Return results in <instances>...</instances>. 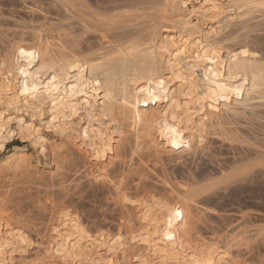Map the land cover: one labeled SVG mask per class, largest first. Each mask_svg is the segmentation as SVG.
<instances>
[{
    "label": "bare ground",
    "instance_id": "obj_1",
    "mask_svg": "<svg viewBox=\"0 0 264 264\" xmlns=\"http://www.w3.org/2000/svg\"><path fill=\"white\" fill-rule=\"evenodd\" d=\"M60 1L66 10L79 12L77 15L84 26L82 32L92 25L113 30L111 27L122 20L120 12L128 9H123L127 3L98 10L89 0ZM226 1L225 6L224 0H162L154 8L157 16L151 19L148 14L151 26L146 34L141 31L122 42L118 39V44L114 41L115 46L97 52L94 48L92 53H86L85 47H79L76 40L70 43L73 28L71 34L63 32L68 34L65 36L38 29L35 45L22 48L31 55H22L19 49L10 62L0 55V104L17 106L22 101L39 112L47 106L52 115L51 126L63 136L73 134V117L81 111L89 120L100 115L107 117L113 131L85 127L80 133L81 142L72 141L75 149L94 167L90 172L94 178L108 175L109 166L123 154L120 150L128 132L133 133L138 148L145 140L157 149L164 145L176 151L199 147L209 127L201 113L205 101L244 102L251 93L264 94V53L258 51L257 45L248 42L224 45L215 37L221 25L211 26L209 30L201 25V21L219 18L226 8L243 12L264 10V0ZM176 11H181L177 26H171V15ZM197 69L201 74H197ZM173 80L182 86L180 94L175 95L174 91L168 94ZM15 119L0 111V145H3L0 149L19 133L29 138L38 151L43 148L40 152L45 154L48 139L41 129L22 118H17V128H13ZM171 128L176 132H170ZM116 132L118 137L114 136ZM65 151H55L54 157L62 156L58 161L65 162ZM3 162L16 170L37 169L25 151H15L0 160ZM59 162H56L58 166ZM119 195L123 202L135 201L124 190H119ZM132 205L138 211L137 232L128 219L124 222L126 231L119 228L115 234L92 233L75 214L59 212L50 225L47 245H38L44 263L119 264L123 259L124 264L125 260H137L134 264H231L229 251L215 243L185 242L181 233L185 224L176 227L174 213L180 208L178 204L152 198ZM169 217L173 218L171 229L167 227ZM168 233L174 238L169 240ZM129 237H134L135 242H130ZM32 244L26 230H15L9 222L0 219V264H14V253L23 258Z\"/></svg>",
    "mask_w": 264,
    "mask_h": 264
},
{
    "label": "rangeland",
    "instance_id": "obj_2",
    "mask_svg": "<svg viewBox=\"0 0 264 264\" xmlns=\"http://www.w3.org/2000/svg\"><path fill=\"white\" fill-rule=\"evenodd\" d=\"M60 2L0 0L1 58L10 62L17 50L33 47L38 29L55 36L63 32L71 34L73 30L70 43L76 40L79 47H85L86 53L94 48L96 52L103 51L104 47L111 48L117 41L118 44V39L125 40L142 32L146 34L152 16H157L155 5L161 4L162 0H89L88 3L98 10L127 3L123 9L128 8L129 12L124 10L123 14L120 10V19L123 22L129 20L125 23L121 20L111 27L112 31L92 25L91 29L83 32L82 19L77 15L79 12L70 8L66 10ZM224 5H227L226 0ZM253 11L226 8L219 18L201 21V25L206 30L221 25L215 37L224 45H245L248 42L257 45L258 51L260 49L264 53V10ZM180 13L176 11L171 15V26H177ZM145 16L148 19H144ZM103 34L110 36L104 38ZM197 74H201L200 69H197ZM181 87L177 80L171 81L168 94L172 91L175 95L180 94ZM259 94L251 93L244 102L226 100L216 104L205 101L201 113L209 123L207 137L201 146L194 145L187 151H176L170 145L157 149L147 140H141L145 144L138 148L134 144L133 133L128 132L120 150L123 156L109 166L106 174L109 177L99 178L91 176L94 167L85 155L75 149L72 141L81 142L80 133L85 127L93 131H113L107 117L100 115L89 120L81 111L73 117V134L63 136L51 126L52 115L47 106L39 112L37 108L25 106L22 101L17 106L0 104V111L16 118L13 128H17V118H22L39 127L48 139L45 154L19 133H15L5 148L0 149V160L20 150L27 152L37 164L36 170L31 168L28 171L16 170L7 162L0 163V219L9 222L15 230H26L33 242L23 258L14 253V264H45L38 245H47L51 237L50 225L59 212L75 214L92 233L115 234L119 228L126 231L124 222L128 219L132 220L133 231L137 232L138 211L132 203L122 201L119 190L126 191L129 198L137 203L142 199L159 198L178 204L185 224L181 232L185 242L215 243V246L229 251L231 264H260L264 261V94ZM75 136L77 138L74 139ZM114 136L119 134L116 132ZM55 151L67 152L65 162L58 161L62 156L54 157ZM56 162L60 163L59 166ZM121 260L118 263L124 264ZM131 262L138 263L137 260H125V264Z\"/></svg>",
    "mask_w": 264,
    "mask_h": 264
},
{
    "label": "snow or ice",
    "instance_id": "obj_3",
    "mask_svg": "<svg viewBox=\"0 0 264 264\" xmlns=\"http://www.w3.org/2000/svg\"><path fill=\"white\" fill-rule=\"evenodd\" d=\"M21 54H22V55H31V53H25L23 49H21ZM161 83H162V82H161ZM49 131H51V129H49ZM169 131H170V132H176V129H175V128H171V129H169ZM85 135H86V133H85ZM173 142H174V141H173ZM176 146L179 147L178 144H177ZM0 147H3V145H0ZM39 150H40V151H44L43 148H40ZM121 182H122V181H121ZM126 202H128V203H135V201H126ZM174 216H175V218H176L177 221H178L176 227L179 228V227L183 224V222H184L183 219H182V213H181L179 210H177V211L174 213ZM172 224H173V218H172V217H169V218H168V221H167V227H168L169 229H171V228H172ZM167 238H168L169 240H171V239H173L174 237H173V235H172L171 233H168V234H167ZM129 240H130V242H135V241H134V237H129ZM137 259H139V258L137 257ZM260 264H264V261H261Z\"/></svg>",
    "mask_w": 264,
    "mask_h": 264
}]
</instances>
